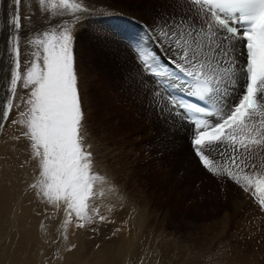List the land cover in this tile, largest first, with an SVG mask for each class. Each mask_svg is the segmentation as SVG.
Listing matches in <instances>:
<instances>
[{
	"label": "snow or ice",
	"instance_id": "obj_1",
	"mask_svg": "<svg viewBox=\"0 0 264 264\" xmlns=\"http://www.w3.org/2000/svg\"><path fill=\"white\" fill-rule=\"evenodd\" d=\"M21 3L13 0L0 58L6 59L7 79L0 129L5 122L14 124L20 134L13 139L27 142L26 163L34 162L40 177L29 185L37 197L63 210L65 226L74 217L76 227L84 228L92 222L96 183L104 178L94 171L76 71L73 32L80 16L34 30L36 38L29 41L34 50L22 68ZM173 8L180 11L157 13L145 24L150 44L131 46L141 74L156 85L152 107L166 123H189L199 166L236 185L264 211V0H174ZM39 10L48 19L50 11L65 16L88 9L75 0L51 7L39 0ZM158 49L168 53L166 59ZM178 88L187 97L173 95ZM14 113L17 118L11 119Z\"/></svg>",
	"mask_w": 264,
	"mask_h": 264
},
{
	"label": "rangeland",
	"instance_id": "obj_2",
	"mask_svg": "<svg viewBox=\"0 0 264 264\" xmlns=\"http://www.w3.org/2000/svg\"><path fill=\"white\" fill-rule=\"evenodd\" d=\"M57 1L46 2L51 7ZM150 1L113 0L114 10H109L116 16L106 13L102 16V11L90 8L92 6H88L84 0L78 1L88 9L82 12L87 17L83 20L85 24H77L83 28L76 27L81 32L82 50L80 54L75 53L76 67L82 70L84 66L80 77L78 74V80H82L83 74V80L89 85L88 98L83 102V107L88 113L86 130L92 137L91 146L105 149L110 154L109 158H103V165L106 163L105 168L114 174L113 179L119 185L123 204L133 207L136 213V225L132 223L131 228L136 230L131 236H140L143 241L147 240L146 237L155 238L151 239V251H144L145 257L152 261L149 263L147 259V263L186 264L189 260L193 264H264V211L242 194L236 185L231 182L225 184L203 170L186 147L175 142L170 146L160 145L157 142V132L160 130L151 125L152 122L141 125L146 119L144 115H150L148 119L154 120L152 111L145 108L149 107L147 96L151 98L153 83L137 70V61L128 47L138 43L139 37L132 39L125 33L132 31L149 41L145 24L150 23L157 13L174 11L168 7L150 5ZM2 2L6 7L4 13ZM23 2L20 5L21 49L33 48L29 41L36 38L34 30L41 29L42 25L47 27L55 24L58 20L51 11L47 13L48 19L43 18L44 14L40 10L37 12L39 0H26V5L37 9L32 11L33 14L24 13ZM135 5L140 10L133 11L127 19L126 9H133ZM13 8V0H0V58L5 56L4 41L10 34ZM70 15L73 17L77 13L67 12L65 16L58 17L65 19ZM121 19L128 22H122ZM140 43L147 44L141 40ZM28 53L32 54L27 50ZM158 54L164 59L168 56L161 49H158ZM24 58L25 53L21 51V64ZM5 66L6 59H0V105L7 98ZM19 94L22 96L24 92L20 91ZM7 124L5 122L4 128L0 129V141L4 138L0 155L4 158L8 151L6 165L11 157L16 156L14 152L17 150L16 144L8 139L9 134L5 130ZM144 135L147 137L143 138ZM33 165L34 162L28 161L26 167H19L25 170L26 175H30L35 170L32 169ZM39 178L37 176L36 182ZM60 212L64 214L62 209ZM94 223L98 231L109 238H112L110 236L113 233L109 229L115 231L119 228L116 220L107 221L105 217L101 220L98 216ZM76 224V233L87 231V226L78 228ZM0 226L8 227V219L0 217ZM113 237L118 238L120 235ZM177 254L180 256L176 257Z\"/></svg>",
	"mask_w": 264,
	"mask_h": 264
},
{
	"label": "bare ground",
	"instance_id": "obj_3",
	"mask_svg": "<svg viewBox=\"0 0 264 264\" xmlns=\"http://www.w3.org/2000/svg\"><path fill=\"white\" fill-rule=\"evenodd\" d=\"M25 1L26 0H24L23 2L24 5H22L24 13L33 14L32 11H36L37 8H33L30 5H26ZM78 1L79 0H75V2ZM84 1V3H87L88 6H92L90 8H95L99 12L102 11V16H104L105 13L107 15L113 14L114 16H116V13L110 12L109 10V8H112V5L115 3H113V0H88V2L87 0ZM150 2V5H159L168 7L169 10H175L177 12L180 11L179 8H173L174 0H152ZM138 9L139 8L137 5H135V8L133 9H126L125 15L127 16V19L130 18L131 13L133 11L135 12ZM148 10L154 11L152 8H148ZM37 12L39 13V9H37ZM69 13L72 14L70 11ZM77 15L80 16V19H82V21L87 18L86 15H83L82 13H77ZM56 17L58 21H64L66 19L73 18L71 17V15L67 16L65 19L58 16ZM82 21L79 20V22L75 25L85 24V22ZM120 21L128 22V20L125 19H121ZM78 25L75 26L73 35L74 41L76 42V46L74 48L75 52H79L80 54V51L82 50V45L80 44L81 32L78 29H82L83 27ZM76 27L78 28V31L76 30ZM129 32L131 34L135 33L132 31ZM1 38L2 37L0 36V40ZM27 50L31 53L34 49L32 47H26L24 49H21V51L25 53L24 61H22L23 68L25 67L26 62L31 58V55L29 53L27 54ZM83 69L84 66H82V70L81 68L76 67V71L77 74H79V77L80 73H83ZM134 71H136V69H134ZM81 78L82 82H79V88L84 102L85 100L87 101L88 98L87 91L89 85H87L86 82L83 80V74ZM155 87L156 85L153 84V88ZM142 92L146 94L145 89H142ZM147 98L149 107L147 106L145 108L146 110L152 111V118L155 120V122L154 120L148 119L151 118L150 115H148L147 117H145L144 115V118L146 119H143V124H140L144 125L146 124V122H152L151 125H154L155 128L160 130L159 132H157V142L160 145L168 144L170 146L173 142H175L181 146L186 147L187 151L192 154L191 146L190 144L188 145L187 140L188 136L190 135L189 125H187L186 123H181L178 119L166 123L157 115L156 111H154L152 107V96L150 99L149 96H147ZM85 113L87 116L88 123V113ZM16 118L17 114L14 113L11 119ZM5 130L9 134V141H11V143L16 144L17 150L16 152H14L16 156L11 157L10 162L7 165V158L5 157L8 156V151L4 158L0 155V217L7 218L9 221L8 227L4 228L3 226H0V264H141L142 262H144L145 264L150 263L151 260L145 257L144 251H151L150 248L153 244V240L151 241V239L155 238L152 237L149 239V237H146L147 240L143 241V239H141L142 237L140 238V236H131V233L136 230V228L131 229L133 227V224L134 226L136 225V213L134 212L133 207L125 206V203L123 204V196L119 192V185L113 179L114 174H112L109 169L105 168L106 163L104 164L105 166L103 165V158L110 157V154L107 150L102 148L98 149L94 146H92L91 148V150L94 152L95 157L94 171L101 175L104 179L101 181H97L95 186L97 195L94 201H90V210L88 215L92 217V222L86 225L87 231L80 234V232L76 233L74 231V226L76 223H78V221H76L74 217L72 223L70 225L65 226V214H60L61 210L57 211L51 204H46L42 202V200L37 197L36 190L31 189L29 187V185L36 183V178L37 176H39V174H37L38 170L35 166V163L32 167V169L35 170H32L30 175H26L25 170H21L22 168L19 167L21 165H23V167H26V160H28L29 155L25 147L27 142H16L13 139V136H18L20 134V130L16 125L8 122L7 126L5 127ZM90 137L91 136L87 133L89 144H91ZM146 137L147 135L143 138ZM3 142L4 138L2 137L0 141V153L2 150V146L4 145ZM21 151L23 153L20 155ZM4 167L7 170L2 169ZM34 173L36 174L35 177ZM122 208H124V210ZM96 209H98L99 215H95L94 210ZM53 211L55 212V214ZM98 216H103L107 218V221L116 220V222L118 223H116L119 227L118 229H116L115 231L109 229L111 230V233L113 232L112 236H110L112 238L107 237V235H103L102 231L101 233L98 231L97 225L94 223V220ZM70 227L72 231H70ZM65 231L67 233L63 235ZM118 234L120 235V237H113V235L117 236ZM65 235L67 236L66 240L64 239ZM73 245H75V247H72ZM69 248L71 249L70 251L67 250ZM179 256L178 254L176 255V257ZM147 259L149 260V263H147ZM186 262L188 264H193L189 260Z\"/></svg>",
	"mask_w": 264,
	"mask_h": 264
}]
</instances>
